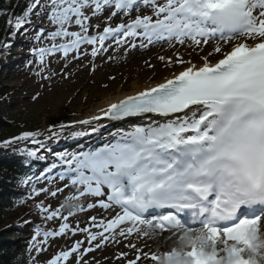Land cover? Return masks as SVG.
<instances>
[{"label": "snow or ice", "instance_id": "6c2138e0", "mask_svg": "<svg viewBox=\"0 0 264 264\" xmlns=\"http://www.w3.org/2000/svg\"><path fill=\"white\" fill-rule=\"evenodd\" d=\"M106 6L114 9L107 17L111 21L120 12L130 15L137 0H48L46 5L31 0L23 15L14 17L15 23L11 18L6 22L14 29L9 34L14 37L31 23V15L46 12L55 28L46 33L40 27L36 39L48 38L52 43L31 49L41 63L46 54L62 51L67 57L84 44L93 46L91 55L95 57L106 51L104 45L110 37L117 44L133 37L149 43L174 39L180 45L188 40L193 51H202L201 45L213 38L219 37V42L199 65L179 54L175 59L169 57V63L182 66L171 79L74 122L88 125L96 133L103 125L95 122L105 118L123 121L146 114L164 118L163 123L119 130L108 142L88 151L54 153L67 166L71 183L81 186L78 196L96 200L87 208L99 204L113 209L115 215L100 224L91 217L94 226H102L103 231L81 229L88 234L90 246L82 248L84 242L77 241L45 264H61L77 251L83 257L93 251V242L100 249L109 241L120 244L121 238L128 241L126 247L132 255L121 251L115 259L125 264L144 260L152 264H264V0H163L153 2L150 15H136L115 27L105 24L102 31L97 24L96 34H89L86 11L91 8L96 16ZM0 14H5L2 9ZM72 25L79 30H70ZM57 38L64 42L57 43ZM10 47L11 40L0 41V48ZM213 56L218 57L214 62ZM38 135L25 131L13 140ZM60 191L57 188L51 195ZM37 206L47 213L46 219L67 221L75 214L62 215L60 208L50 211L42 204ZM78 210L83 211V205ZM68 228L61 223L58 232H43L42 241L38 228L32 237L37 243L30 244V250L44 251L48 237L65 234ZM165 232L168 235L163 236L161 247L171 241L176 245L159 255L129 239L153 238ZM79 264L86 262L81 258Z\"/></svg>", "mask_w": 264, "mask_h": 264}, {"label": "rangeland", "instance_id": "374dc122", "mask_svg": "<svg viewBox=\"0 0 264 264\" xmlns=\"http://www.w3.org/2000/svg\"><path fill=\"white\" fill-rule=\"evenodd\" d=\"M143 61V60H142ZM57 63V61H56ZM167 63V61H152L150 64H145V63H141V65H137L139 67H143V69H139V68H135L133 69V71L137 72V73H142V71L145 70L146 73L151 74L150 77L153 75V72H156L155 70H150V66H152V64L155 65L154 68H156V65L158 66L157 68H159L161 71H163L164 66H166L165 64ZM77 74H80L76 77V79L70 80L69 82L65 83V84H60V86H55V88L50 92H44L42 94V96H40L38 99L33 100L32 99V95L35 92H39L38 89H40L39 85L35 86V84H29V87L24 88V91L22 88H19L20 84V80L18 79H12V80H6V82H4L6 84V88H10L9 86H12L13 88H15L18 96H22L23 98L25 96H30L31 99L33 100H29L28 98L25 101H21L18 106V108H15L13 110L12 108V113H16L15 110H21L18 111L19 113H21V118L23 119L24 122L27 123V127L29 129H34V127H39L41 129H45L46 125L50 122L52 123H56V121L62 122V121H66L69 119H75V118H79L80 114H78V112H80V110H82V108H85L84 110L87 111H91L95 106H97L99 103L96 104V98H97V94L94 93L93 95H89V94H75L73 92H75L77 90L78 87H80L79 84L77 83V79L83 74V76L86 78V83L91 86L94 85L95 83H97V78L95 77L94 74H92V72L90 71H84V72H77ZM114 76H111V74L106 75L104 78H101L100 80H105L108 79L109 82L110 81H114L115 79L112 78ZM80 80L82 78H79ZM113 79V80H112ZM3 82V81H1ZM3 83V84H4ZM103 84L105 82H102ZM76 84V85H75ZM64 85V86H63ZM87 85V86H88ZM105 85V84H104ZM62 86V88H61ZM70 86L73 87L72 90L68 91L66 88H68ZM121 85H117V88H119ZM122 87V86H121ZM101 88V86L99 87ZM110 88V83L109 85L105 88L108 89ZM130 88V86H129ZM12 89V88H11ZM102 89V88H101ZM112 92V91H111ZM34 93V94H35ZM31 94V95H29ZM77 95L78 99V104L75 103L73 104V102L71 104H69L71 101L70 99H73L75 96ZM79 95V96H78ZM57 98H61L62 100V104L59 106L56 104V100ZM19 101V100H18ZM70 101V102H69ZM68 102V104H67ZM93 104V105H92ZM96 108V107H95ZM82 110V111H84ZM73 112V113H72ZM82 113V112H81ZM72 114V115H70ZM85 114V113H84ZM18 130H13V132H17ZM8 221H10L11 219H7ZM114 256H116V253H112ZM103 257H105V255H103ZM101 258V257H99ZM98 260V259H96ZM103 260V262H102ZM100 260L102 262V264H111V261H108L107 259H102ZM95 264H98V262H96ZM116 264H120V263H116Z\"/></svg>", "mask_w": 264, "mask_h": 264}, {"label": "bare ground", "instance_id": "6f19581e", "mask_svg": "<svg viewBox=\"0 0 264 264\" xmlns=\"http://www.w3.org/2000/svg\"><path fill=\"white\" fill-rule=\"evenodd\" d=\"M210 50V49H208ZM184 59L187 58L186 54L181 55ZM214 57V56H213ZM146 59V57L144 58V60ZM131 63L134 64L135 66L139 65L138 62V58L137 56H132L131 57ZM140 69H143L141 67H139ZM110 68L111 71H113V73L111 74V76H114L112 78H114V81H110L108 79L105 80H99L97 81V83H95L94 85L89 86L86 83V78L84 76L80 77L82 78L81 80L78 78L77 79V83L79 84L80 87L77 88V90L73 93L75 94H89V95H93L94 93H96L97 98H96V104L99 103L97 106H95L91 111H87L85 112L86 115L88 116L87 118H89L92 114H94L96 112V110L98 109V113L99 114V110L102 108H106L108 106V104L116 102L120 99H124L126 96H130L133 94H136L139 91L144 90L145 88L154 86L156 84V82H161V81H165L166 79H168L169 77H172V75H174V73L177 72V68L174 67H167L164 68L163 71H161L160 69H155L156 73L153 74L151 77V74L146 73L145 71H142V73H137L135 71H132L131 67H125V68ZM100 76H106V69L105 70H101L100 71ZM113 80V79H112ZM102 82H105L104 84ZM110 83V88L105 89ZM75 84V85H76ZM88 85V86H87ZM117 85H121L119 88H117ZM101 86V88H99ZM130 86V88H129ZM74 87V86H73ZM73 87L70 88V86L68 88H66L68 91L72 90ZM112 91V92H111ZM79 96V95H78ZM78 97L77 95L73 98L70 99V103L71 104L73 102V104L77 103L78 104ZM56 100V104L57 105H61L62 104V100L61 98H57ZM68 104V102H67ZM76 105V104H75ZM93 105V104H92ZM85 108H82V110H84ZM83 117V116H82ZM86 118V119H87ZM97 123V122H96ZM49 124V123H48ZM47 124V125H48ZM94 126V125H93ZM81 130L80 129H75L74 131L71 132V134H75V133H80ZM67 133H64V136H66ZM77 136V135H75ZM160 240V239H159ZM153 246L156 250L158 249H162L163 247H161V245H159V241L155 240L153 241Z\"/></svg>", "mask_w": 264, "mask_h": 264}, {"label": "trees", "instance_id": "16d2710c", "mask_svg": "<svg viewBox=\"0 0 264 264\" xmlns=\"http://www.w3.org/2000/svg\"><path fill=\"white\" fill-rule=\"evenodd\" d=\"M15 2V0H0V9H2L4 11L5 14H0V38L3 35V27L5 25V19L7 14L9 13L10 9H12L13 7V3ZM0 107H2L0 105ZM1 110H4V108H2ZM23 124V123H22ZM25 124V123H24ZM0 127L4 128V127H9V125L7 123H5L4 121H2L0 119ZM0 200L2 201V196L0 194ZM16 210H6L4 208V206H2L0 204V227L6 222L7 218H6V213L7 212H13L15 213ZM24 244H22L23 247ZM22 247H20L22 253H14V247H10L9 245H6L3 248H0V264H26V259H25V251L23 252ZM15 255H17L18 259L14 260Z\"/></svg>", "mask_w": 264, "mask_h": 264}]
</instances>
